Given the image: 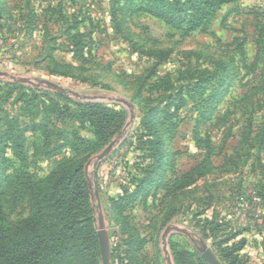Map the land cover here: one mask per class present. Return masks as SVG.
Instances as JSON below:
<instances>
[{"label":"rangeland","instance_id":"1","mask_svg":"<svg viewBox=\"0 0 264 264\" xmlns=\"http://www.w3.org/2000/svg\"><path fill=\"white\" fill-rule=\"evenodd\" d=\"M137 4L0 0V73L15 78L0 80V224L33 214L30 182L86 157L96 252L82 264H102L101 232L109 264H206L204 247L264 264V0L227 3L187 36ZM83 104L123 114L122 129L100 140ZM258 190L252 219L237 199Z\"/></svg>","mask_w":264,"mask_h":264},{"label":"trees","instance_id":"2","mask_svg":"<svg viewBox=\"0 0 264 264\" xmlns=\"http://www.w3.org/2000/svg\"><path fill=\"white\" fill-rule=\"evenodd\" d=\"M232 1L139 0L133 13L155 16L187 36L196 31L204 32L220 8ZM119 2L112 0V5ZM58 97L65 99L61 95ZM75 107L80 121L90 123L100 140L117 134L124 125L123 114L100 105L83 104ZM62 116L63 113L58 115L59 118ZM79 151L75 149V152ZM85 159L81 157L75 166H62L43 188L29 183V190L34 193L30 203L33 214L7 229L0 224V264H64L68 256L77 258L82 264L85 260L93 259L96 239L91 192L82 167ZM257 194L263 198L260 191ZM186 262L182 255L179 263Z\"/></svg>","mask_w":264,"mask_h":264},{"label":"water","instance_id":"3","mask_svg":"<svg viewBox=\"0 0 264 264\" xmlns=\"http://www.w3.org/2000/svg\"><path fill=\"white\" fill-rule=\"evenodd\" d=\"M4 79H10V80H15V78L4 74L0 73V80ZM20 82H25L24 80H19ZM47 87L55 90L59 94L62 95H71L75 98H80L76 93L72 91H67L62 89L60 86L54 84V83H49L46 82L44 83ZM118 103L124 104L127 106V103L121 100H117ZM113 144H110L106 149H104L100 154L96 156L97 160L103 159L111 150H112ZM88 187L89 189L92 188L90 182H88ZM98 242H99V249H100V254H101V259H102V264H109V257H108V240L106 235L101 232L98 234ZM199 255L200 257L205 261L206 264H221L220 261L215 257L213 252L209 249L204 247L203 249L199 250Z\"/></svg>","mask_w":264,"mask_h":264},{"label":"built area","instance_id":"4","mask_svg":"<svg viewBox=\"0 0 264 264\" xmlns=\"http://www.w3.org/2000/svg\"><path fill=\"white\" fill-rule=\"evenodd\" d=\"M243 206L244 213H247L252 219H258L261 212V198L257 193L251 192L248 195L239 198Z\"/></svg>","mask_w":264,"mask_h":264}]
</instances>
